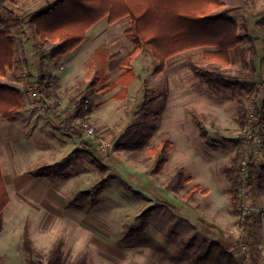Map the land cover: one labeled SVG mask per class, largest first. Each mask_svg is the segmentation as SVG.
Returning <instances> with one entry per match:
<instances>
[{"label":"rangeland","instance_id":"374dc122","mask_svg":"<svg viewBox=\"0 0 264 264\" xmlns=\"http://www.w3.org/2000/svg\"><path fill=\"white\" fill-rule=\"evenodd\" d=\"M54 1L2 0V27L25 25L24 35L8 30L16 46L19 38L33 36L30 15ZM221 1L216 12L232 17L242 37L228 67L204 59L200 48L167 58L154 72L159 62L143 48L130 63L133 79L123 92L127 68L115 60L107 68V48L88 45L84 62L81 55L69 61L52 57L53 45L44 49L54 66V95L40 97L43 107L28 99L30 105L12 118L0 117L1 172L5 183L17 182L0 214V264H187L204 240L218 241L248 264L229 192L230 178L243 175L248 161L259 167L263 186L256 194L240 193L243 207L257 213L255 244L264 255V114L259 121L255 108H264V0ZM111 37L125 55L131 51L130 37L121 31ZM83 96L85 108L92 106L85 120L93 135L85 136L83 150L52 161L45 155L52 136L26 123L38 117L61 123L74 111L72 99ZM240 108L246 116L243 131ZM12 121L18 141L8 136ZM164 139L169 153L156 172V148ZM241 149V171L224 173L222 167L232 165ZM17 150L22 159L43 157V166L24 169ZM1 153H7L5 160ZM92 158L102 163L103 173ZM27 170L46 179L29 181ZM179 170L188 182H178ZM194 185L199 189L189 194ZM25 231L40 254L30 263Z\"/></svg>","mask_w":264,"mask_h":264},{"label":"trees","instance_id":"16d2710c","mask_svg":"<svg viewBox=\"0 0 264 264\" xmlns=\"http://www.w3.org/2000/svg\"><path fill=\"white\" fill-rule=\"evenodd\" d=\"M2 4V0H0ZM221 0H55L46 7L30 15L28 23L34 28L35 38L39 45H54L52 57L65 54L78 46L85 38L86 31L96 22L107 17L108 23H113L127 17L129 25L124 34L131 38L133 49L123 56L119 63L126 66L127 79L123 82L122 91L131 82L133 74L130 63L134 55L143 48L149 49L152 57L159 63L154 72L164 68L165 60L175 54L194 48H204L202 57L214 64L228 67L232 62L231 51L241 43L242 37L238 25L232 17L219 11ZM20 24V23H17ZM14 40L8 29L0 24V78L6 75L7 69L14 66ZM52 70L43 71L36 79V91L40 97L50 99L52 95ZM124 75V76H125ZM124 79V77H123ZM122 79V81H123ZM210 81V77L207 78ZM51 82V83H50ZM35 100V99H34ZM74 111L63 118L61 128L68 133L81 138V126L74 119L85 120L92 106L84 108L86 98L72 99ZM40 98L36 102H39ZM47 101V100H46ZM264 107V100L262 102ZM45 105V104H44ZM42 104V107L44 106ZM88 105V104H87ZM25 107L21 91L5 84L0 80V117L10 119ZM49 105L47 104V111ZM260 118L264 114L262 106L255 107ZM241 108L239 109L241 113ZM242 119V131L245 127L246 116ZM264 135V132H262ZM124 135L116 140L120 144ZM170 142L166 139L160 142L156 150L159 160L155 163V171L162 170L167 161ZM242 149L237 152L230 166H223L226 174L241 171L239 161L244 158ZM103 173L102 163L95 158L91 160ZM178 182H188L182 171L177 172ZM263 176L259 167L252 161L246 163L243 175L237 173L230 178V203L238 212L243 242L248 264H264V255L255 244L254 229L257 213L248 207H243L240 191L253 193L261 191ZM198 185L188 190L189 194L197 192ZM203 189L202 192H205ZM9 202V194L0 168V214ZM23 248L30 263L33 255H40L32 246L27 232L23 235ZM187 264H242L237 256L216 240H204L186 259Z\"/></svg>","mask_w":264,"mask_h":264},{"label":"crops","instance_id":"0c3cea01","mask_svg":"<svg viewBox=\"0 0 264 264\" xmlns=\"http://www.w3.org/2000/svg\"><path fill=\"white\" fill-rule=\"evenodd\" d=\"M128 25H129V19L127 17L121 18V19H119L113 23H108L107 17H104L101 20H99L98 22H96L95 24H93L86 31L85 38L82 40V42L78 46L73 48L71 51H69L65 54L59 55V56L68 58L67 60L69 61V59H72L75 56L81 55V59L84 62L85 61V54H83L82 51H84L88 45L92 44V45H95L97 47L103 46V47L107 48V52H108L107 58L105 59L107 61L106 67L108 68L110 61H113V60L119 61L123 56H125V52L122 51L123 49L121 48V50H120V47L118 48L117 45H115L116 41H113L114 39L111 37L112 32L121 31L122 33H124V29H126V27ZM24 26L25 25H23V24L22 25L17 24V25H14L12 27H8L7 29L8 30L11 29V31H12L13 29L16 28V32L24 35L23 29L21 28ZM29 26H31V28L33 30L32 38H28V40H25L26 38H24V39L19 38L17 46H16V43L14 42V45H15L14 66L10 70L7 69L6 75L4 77L0 78V80L2 82H4L5 84L12 85L21 91V94H22L24 101H25V107L23 109H25L27 107V105H30L29 100L31 99V97L28 94L27 87L33 86L34 84H36L37 77H35L32 74L38 75L41 72L47 71V70H52V72H53V69H54V66L50 62V59L49 58L47 59L45 57V55L46 54L48 55V53H46V51L44 50V49H46L47 46H52V44L39 45V42L35 38V35H34L33 26L32 25H29ZM11 35H13V34H11ZM14 35H16V34H14ZM97 47L93 48L91 51H89V53H87L88 57L92 56L93 52H95ZM132 49H133V47H132ZM194 49L196 50V49H200V48H194ZM201 50H204V48H201ZM186 51H188V50H186ZM106 74H110V72L106 73ZM131 82H132V80H131ZM130 83L128 84V86H126V88L130 87ZM55 92H56V90H55ZM52 95H54V92L52 93ZM31 101H32V104L35 103L34 105L36 107L40 106V105L36 104L37 103L36 100L31 99ZM21 111L22 110H20L19 112H21ZM49 115L52 116L51 112L49 113ZM16 122L17 121H12L10 123L9 128H10L11 134L8 136L10 138H12V140L18 141V139H19V138H17L18 130L15 128ZM47 122H50V123H47ZM31 123L33 124V126L35 125L37 127V129L40 132H42L43 134H45L47 136H50V135L52 136V138H51L52 143H50L48 146L49 150H48L47 154H45L44 152L41 151L42 154H45L46 156H49V155L52 156L53 157L52 161L59 162L60 160L65 159V157L68 154H70L74 149H82L83 150L84 145H85V136L90 137V135L86 134V132L84 133L83 130H81V138H79L73 134L68 133L65 129L61 128L60 123H58V122L54 123L51 120H48L47 118H44V117H38L37 119H35V121H33V118H32L31 120L27 121L26 125H29ZM82 134H84V136ZM89 146H91V145H89ZM3 147H4V151H7V152L10 151V147H7L6 145H3ZM22 151H23V149H22ZM17 152H18V157L21 160L22 158H20V156H19L21 154V151L17 150ZM1 156H3V160H5L7 153L6 154L1 153ZM28 159L29 158H25V159L21 160V162L23 161L22 164H23L24 169L27 168L28 166H30V167L31 166H41V167L43 166V164L41 162L43 157L39 156V158L38 157L37 158H31L32 160H28ZM7 167H10V165L8 164ZM23 173L27 174V176H28L27 178L29 181L34 180V179H37V180L46 179L45 178L46 174H41L40 172H37L35 174L36 176H34V177H32L29 174L28 170L24 171ZM12 174L14 175L13 172H12ZM16 183H17L16 179L14 181L11 179L9 183H6V188H8L7 190L14 189ZM20 187H22V186H20ZM29 205H32V204H28L25 206H29Z\"/></svg>","mask_w":264,"mask_h":264},{"label":"built area","instance_id":"2783aa9c","mask_svg":"<svg viewBox=\"0 0 264 264\" xmlns=\"http://www.w3.org/2000/svg\"><path fill=\"white\" fill-rule=\"evenodd\" d=\"M58 68L61 70V69H63V66L60 65ZM53 76H54V71L52 72V77ZM35 87H36V84H34L33 86H28L27 91H28L31 99H35V100L37 99L38 100L40 98V96L37 93ZM40 106H42V103H40ZM83 107L85 108V103H84ZM74 122L81 126V129L83 130L84 133L86 132V134H88V135H93L94 130L92 129V127L89 126V124H87L86 120L84 121L80 118H76V119H74Z\"/></svg>","mask_w":264,"mask_h":264}]
</instances>
